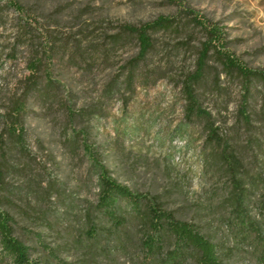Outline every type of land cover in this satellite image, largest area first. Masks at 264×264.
Listing matches in <instances>:
<instances>
[{"label": "rangeland", "instance_id": "1", "mask_svg": "<svg viewBox=\"0 0 264 264\" xmlns=\"http://www.w3.org/2000/svg\"><path fill=\"white\" fill-rule=\"evenodd\" d=\"M161 17L173 28L153 35L154 49L128 84L139 45L122 27ZM200 22L220 30L225 49L243 66L264 73V0H0L4 210L29 243L45 251V263L139 264L134 257H91L72 243V233L87 230L85 216L98 195L92 162L80 146L85 141L120 183L155 196L177 218L195 224L227 264H256L211 213L209 192L224 172L217 165L212 180L205 175L198 158L203 125L184 120L183 82L207 41ZM36 55L42 65L35 77L29 66ZM220 63L212 53L198 93L259 176L264 195V88L247 89ZM20 102L25 111L18 120ZM244 110L249 125L242 123ZM72 115H80L77 127ZM37 234L48 250L36 244Z\"/></svg>", "mask_w": 264, "mask_h": 264}, {"label": "trees", "instance_id": "2", "mask_svg": "<svg viewBox=\"0 0 264 264\" xmlns=\"http://www.w3.org/2000/svg\"><path fill=\"white\" fill-rule=\"evenodd\" d=\"M12 4L16 12L24 13L18 1ZM199 24L206 32L207 41L201 46L193 73L183 82L184 120L203 125V145L198 158L205 175L212 180L211 173L217 165L224 172L223 182L209 192L211 213L217 217L229 238L248 250L251 260L264 264V195L260 193L259 176L247 168L244 154L231 143L218 121L204 107L198 93L204 85L212 53L218 56L226 73L236 74L248 83L245 85L247 89L258 83L264 88V73L247 69L233 57L225 49V40L218 28ZM172 28V21L165 17L140 27H122V31L134 36L139 45L128 84L154 49L153 35ZM34 57L29 70L36 77L42 61L39 55ZM247 94L248 100L254 96L252 90ZM24 111L25 102H20L18 120ZM79 116L71 117L70 123L75 127L80 125ZM241 116L242 123L249 125L250 117L246 110L241 112ZM17 130L13 128L12 134L16 136ZM80 144L92 162L91 168L98 180V195L93 210L85 216L87 230L70 235L75 246L83 248L91 257H105L109 261L134 257L139 259V264H227L219 246L204 236L195 224L177 218L155 196L136 193L120 183L103 163L99 152L85 141ZM4 185L5 169L0 166V264H47L40 256L45 251L31 245L29 236L4 210ZM254 210L256 215H253ZM35 236L36 244L48 250L43 237Z\"/></svg>", "mask_w": 264, "mask_h": 264}]
</instances>
